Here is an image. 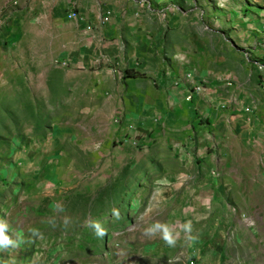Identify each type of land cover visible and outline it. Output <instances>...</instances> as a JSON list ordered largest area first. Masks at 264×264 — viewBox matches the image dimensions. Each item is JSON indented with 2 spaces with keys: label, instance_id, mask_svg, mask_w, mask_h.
I'll list each match as a JSON object with an SVG mask.
<instances>
[{
  "label": "rangeland",
  "instance_id": "obj_1",
  "mask_svg": "<svg viewBox=\"0 0 264 264\" xmlns=\"http://www.w3.org/2000/svg\"><path fill=\"white\" fill-rule=\"evenodd\" d=\"M52 1L0 0V225L14 242L0 264H264V0L246 18L229 14L244 0L184 4L196 74L241 84L216 127L138 99L127 77H145L123 56L70 62L83 39ZM237 27L258 35L254 53Z\"/></svg>",
  "mask_w": 264,
  "mask_h": 264
},
{
  "label": "crops",
  "instance_id": "obj_2",
  "mask_svg": "<svg viewBox=\"0 0 264 264\" xmlns=\"http://www.w3.org/2000/svg\"><path fill=\"white\" fill-rule=\"evenodd\" d=\"M38 1L39 4L42 1V5L50 3V0ZM196 1L201 5L204 2V0ZM52 2H54L51 7L52 16L67 22L70 26L68 28L73 29L75 35L83 39L77 51L69 50L70 53H64L65 56L71 57L70 62L79 66L85 64L90 69H95L94 71H101L102 68L97 66L99 60L113 61L115 57L123 56L127 58L129 65L132 62L135 72L145 77L142 79L131 75L127 77L129 89L131 86L134 88L138 99L146 100L149 99L147 96L153 95L156 97H154L156 102L170 105L175 110L182 107L186 116L195 115L210 119L215 127L216 119L221 123L226 116H230L241 107V97H238L241 84L233 76L234 73L227 75L232 77L233 81L227 76L219 79L218 75L227 73L218 72V74L214 69L206 68L202 72L209 78H215V81L211 78L208 82L202 81L201 75L196 74L198 72L194 61L199 51H194L184 44L188 40L186 37L188 33L182 31L185 26L183 23L185 24L190 17L184 6L188 0H53ZM247 4V0H244L243 5L246 7L241 3H239L241 7L237 10L230 7L229 14L235 11L243 13L246 18V12L251 13ZM162 11L167 15L168 29L160 23L159 13ZM69 14L76 16L70 17ZM262 16L260 15L259 18L262 19ZM234 19L242 21L237 16H234ZM212 20L215 22H213L214 26H217L219 23L217 16L212 17ZM233 30L235 44L238 42L241 50L244 46H249L250 52L254 53L256 47L252 43L255 40L256 44L258 38L254 30L240 27ZM165 31L171 33L168 38L163 37ZM176 36L180 38L177 40ZM262 50L261 57L255 55L257 58H264V47ZM244 53L239 54L242 63L248 61ZM134 59H138L137 65ZM255 64L258 66L259 63L255 62ZM202 72L199 70V73ZM189 75L193 77L189 78ZM196 85L201 86L199 92H195ZM189 93L194 94L190 100H186L185 97Z\"/></svg>",
  "mask_w": 264,
  "mask_h": 264
},
{
  "label": "clouds",
  "instance_id": "obj_3",
  "mask_svg": "<svg viewBox=\"0 0 264 264\" xmlns=\"http://www.w3.org/2000/svg\"><path fill=\"white\" fill-rule=\"evenodd\" d=\"M4 227H5L4 225H0V247H4L7 244H14V242L11 241L7 235H5V232L3 231ZM93 227L97 229V234L98 235H102L103 234L102 230L99 229V225H95L94 224ZM163 238L170 245L174 243L173 239L168 235V232H167L166 228L164 229Z\"/></svg>",
  "mask_w": 264,
  "mask_h": 264
},
{
  "label": "built area",
  "instance_id": "obj_4",
  "mask_svg": "<svg viewBox=\"0 0 264 264\" xmlns=\"http://www.w3.org/2000/svg\"><path fill=\"white\" fill-rule=\"evenodd\" d=\"M69 16H70V17H75L76 15H71V14H69ZM190 77H193V76L189 75V78H190ZM199 91H200V88H196V91H195V92H199ZM195 92H194V93H195ZM194 93H193V94H194ZM193 94L186 95V97H185L186 100H190V99L192 98V95H193Z\"/></svg>",
  "mask_w": 264,
  "mask_h": 264
},
{
  "label": "bare ground",
  "instance_id": "obj_5",
  "mask_svg": "<svg viewBox=\"0 0 264 264\" xmlns=\"http://www.w3.org/2000/svg\"><path fill=\"white\" fill-rule=\"evenodd\" d=\"M196 88H201V86H200V85H196V86L194 87V89L196 90ZM189 94H191V93H189ZM189 94H187V95H189Z\"/></svg>",
  "mask_w": 264,
  "mask_h": 264
}]
</instances>
